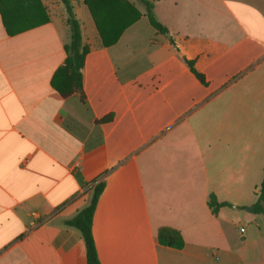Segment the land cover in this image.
<instances>
[{
	"label": "crops",
	"instance_id": "crops-1",
	"mask_svg": "<svg viewBox=\"0 0 264 264\" xmlns=\"http://www.w3.org/2000/svg\"><path fill=\"white\" fill-rule=\"evenodd\" d=\"M127 1L140 17L108 47L70 1L90 47L83 99L51 85L71 40L62 1L2 0L0 264H87L65 222L99 183L101 264H264V216L248 210L264 177V0H147L167 34ZM211 194L230 206L213 214ZM161 227L185 246L161 245Z\"/></svg>",
	"mask_w": 264,
	"mask_h": 264
},
{
	"label": "trees",
	"instance_id": "trees-1",
	"mask_svg": "<svg viewBox=\"0 0 264 264\" xmlns=\"http://www.w3.org/2000/svg\"><path fill=\"white\" fill-rule=\"evenodd\" d=\"M66 7L68 14L67 23L71 31L70 43L65 45L66 59L64 63L53 74L51 85L64 98L73 94H80L83 99V68L86 56L90 47L82 42L81 26L75 17L70 0H61ZM144 3L147 10V17L151 26L161 34H167L168 29L158 21L153 11V3L147 0H140ZM88 7L103 45L108 47L114 45L122 33L135 23L139 17V11L127 0H83ZM0 11L7 27L6 13L0 0ZM191 71L202 82L206 83L205 76L198 72L192 61H189ZM111 119V115L106 116L102 121ZM104 188L103 183L96 184L93 190L92 198L89 204L79 211L72 219L65 223L69 227L77 229L84 240L86 249L87 264H101L95 241L92 234V222L95 208L100 194ZM256 201L253 204V212L264 216V177L261 185L256 192ZM213 214H217L219 209L224 206H230L228 203H219L214 194H211L208 202ZM158 239L161 245L182 249L185 246V240L181 231L172 227H161L158 231Z\"/></svg>",
	"mask_w": 264,
	"mask_h": 264
},
{
	"label": "rangeland",
	"instance_id": "rangeland-1",
	"mask_svg": "<svg viewBox=\"0 0 264 264\" xmlns=\"http://www.w3.org/2000/svg\"><path fill=\"white\" fill-rule=\"evenodd\" d=\"M70 1H71V0H70ZM250 208H252V207H249L248 210H250ZM241 209H245V208L241 207Z\"/></svg>",
	"mask_w": 264,
	"mask_h": 264
},
{
	"label": "built area",
	"instance_id": "built-area-1",
	"mask_svg": "<svg viewBox=\"0 0 264 264\" xmlns=\"http://www.w3.org/2000/svg\"><path fill=\"white\" fill-rule=\"evenodd\" d=\"M241 231L243 232L244 231V228H242Z\"/></svg>",
	"mask_w": 264,
	"mask_h": 264
},
{
	"label": "water",
	"instance_id": "water-1",
	"mask_svg": "<svg viewBox=\"0 0 264 264\" xmlns=\"http://www.w3.org/2000/svg\"><path fill=\"white\" fill-rule=\"evenodd\" d=\"M250 211H253V208H250Z\"/></svg>",
	"mask_w": 264,
	"mask_h": 264
}]
</instances>
